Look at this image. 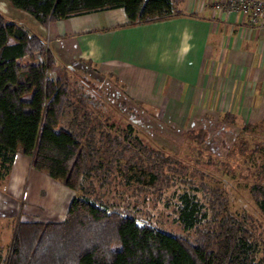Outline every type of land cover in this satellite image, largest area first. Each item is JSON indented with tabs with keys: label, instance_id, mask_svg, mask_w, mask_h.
<instances>
[{
	"label": "trees",
	"instance_id": "obj_1",
	"mask_svg": "<svg viewBox=\"0 0 264 264\" xmlns=\"http://www.w3.org/2000/svg\"><path fill=\"white\" fill-rule=\"evenodd\" d=\"M4 1L43 27L119 8L128 18L123 27L184 14L178 8L184 0ZM45 38L10 22L0 10V179L9 178L17 155L23 154L31 157L35 170L79 195L63 221L16 218L2 264H264L261 219L248 211H228V200L219 189L201 185L208 217L194 227L193 237L168 234L149 219L106 204L97 186L84 179L102 173L99 157L111 172L124 161L126 171L147 174L150 187L168 184L172 177L166 170L177 174L183 163L149 146L134 124L122 127L104 118L105 101L96 86L72 80L74 67L47 48ZM222 119L235 122L236 117L225 113ZM259 127L264 128V121L244 130ZM185 134L201 145L208 132L191 129ZM249 193L264 217V178L253 182Z\"/></svg>",
	"mask_w": 264,
	"mask_h": 264
},
{
	"label": "crops",
	"instance_id": "obj_2",
	"mask_svg": "<svg viewBox=\"0 0 264 264\" xmlns=\"http://www.w3.org/2000/svg\"><path fill=\"white\" fill-rule=\"evenodd\" d=\"M232 1L184 0L182 16L134 27H123L128 18L122 8L48 27L3 0L0 10L23 16L33 32L49 37L50 49L64 63L80 59L110 73L141 110L186 132L225 113L243 126L264 121V27L233 10ZM33 169L31 157L17 155L8 178L10 198L20 197L25 180L43 178ZM45 181L52 194L47 197L60 193L67 205L74 196L48 175Z\"/></svg>",
	"mask_w": 264,
	"mask_h": 264
},
{
	"label": "rangeland",
	"instance_id": "obj_3",
	"mask_svg": "<svg viewBox=\"0 0 264 264\" xmlns=\"http://www.w3.org/2000/svg\"><path fill=\"white\" fill-rule=\"evenodd\" d=\"M7 17L10 22L21 24L33 32L32 25L23 16L13 14ZM48 41L50 38L46 37L47 45ZM49 45L52 49L51 42ZM68 64L74 67L70 71L72 80L96 86L105 101L102 106L104 118L108 116L111 122L122 127L127 123L134 124L137 133L149 146L164 151L166 155H174L183 163L177 174L172 175L166 170L172 177L168 184L150 187L147 174L137 169L126 171L124 161H119L111 172L104 169L105 158L99 157L97 166L102 173L93 171L95 173L85 175L84 179L87 184L92 181L97 186V191L104 195V201L110 208L149 219L168 234L193 237L194 227L208 217L207 201L201 188L205 185L208 189L221 191L222 197L228 200V211H248L261 219L264 228V217L256 209L249 193L253 182L264 178V128L244 130L245 126L238 121H212L194 128L195 131L205 129L208 132L205 142L200 145L185 132L166 126L165 121L155 117L157 114L141 110L110 73L81 64L78 59H71ZM69 117L67 115L66 119ZM40 173L43 178L36 183L34 179L30 183L25 180L20 197L14 199L7 195L9 179H0V264L8 251L16 218L63 221L70 202L79 195L68 188L74 196L67 205L63 204L60 193L51 197L52 200L46 196V193L51 194L45 181L47 175ZM104 180V186L100 187ZM262 233L264 237V231Z\"/></svg>",
	"mask_w": 264,
	"mask_h": 264
},
{
	"label": "built area",
	"instance_id": "obj_4",
	"mask_svg": "<svg viewBox=\"0 0 264 264\" xmlns=\"http://www.w3.org/2000/svg\"><path fill=\"white\" fill-rule=\"evenodd\" d=\"M231 8L241 11L244 15H250L253 24L264 27V0H233ZM49 43L47 48H49Z\"/></svg>",
	"mask_w": 264,
	"mask_h": 264
}]
</instances>
